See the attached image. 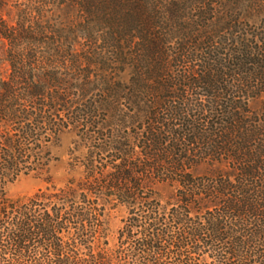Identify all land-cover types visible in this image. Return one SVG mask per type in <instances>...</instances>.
Returning <instances> with one entry per match:
<instances>
[{
	"label": "trees",
	"instance_id": "trees-1",
	"mask_svg": "<svg viewBox=\"0 0 264 264\" xmlns=\"http://www.w3.org/2000/svg\"><path fill=\"white\" fill-rule=\"evenodd\" d=\"M27 5L0 0V264H264V0Z\"/></svg>",
	"mask_w": 264,
	"mask_h": 264
},
{
	"label": "rangeland",
	"instance_id": "rangeland-1",
	"mask_svg": "<svg viewBox=\"0 0 264 264\" xmlns=\"http://www.w3.org/2000/svg\"><path fill=\"white\" fill-rule=\"evenodd\" d=\"M28 4V0H9L7 19L14 23L17 13H20ZM29 13V11H28ZM6 48L0 45V61L5 59ZM76 137L73 133H65L61 136L59 143L52 148L54 161L50 169V177L55 185L64 186L69 179L78 176L71 169V163H75L76 154L73 153L75 148ZM46 177H37L30 175L21 177L13 185L8 187V195L12 199L28 198L40 190H44L49 184L45 181ZM127 212L123 209H117L110 213L109 232L111 235V244H114L116 235L122 227V221L126 218Z\"/></svg>",
	"mask_w": 264,
	"mask_h": 264
}]
</instances>
